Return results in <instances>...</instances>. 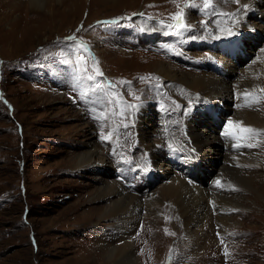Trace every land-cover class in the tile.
Here are the masks:
<instances>
[{
    "label": "rangeland",
    "instance_id": "1",
    "mask_svg": "<svg viewBox=\"0 0 264 264\" xmlns=\"http://www.w3.org/2000/svg\"><path fill=\"white\" fill-rule=\"evenodd\" d=\"M69 1L80 8L72 4V10H55L57 25L35 34L19 15L21 10L8 11L0 5V264H94L93 254L82 257L79 251L87 245L97 250L101 242L117 244L120 233L104 214L101 221L87 217L92 206L106 207L103 201L92 200L103 189L122 188L128 201L137 198L142 205L140 222L153 203L157 207L169 203L166 197L153 201L169 180L151 169L146 146L158 144L163 171L172 173L171 178L181 176L187 165L184 152L177 150L186 149L181 144L184 117L196 112L201 125L204 116L198 110L201 104L194 111L195 106L188 103L192 95L188 86L183 85L182 92L176 81L164 78L151 65L154 59L176 66V72L217 75L222 57L231 58L240 67L232 72L235 88L245 69L260 61L257 74L264 80V34L250 30L231 36L221 31L230 27L235 32L245 23L258 28V12L249 6L239 4L242 10L234 12L238 23L213 15L212 9L187 7L185 22L190 27L177 34L164 26L173 23L169 17L179 10L177 5H202L203 0ZM219 2L214 0L216 12L231 10L229 3ZM97 68L102 74L96 73ZM89 75L94 79H87ZM246 86L227 108L205 109L213 124L219 121L223 127L226 117L241 112L264 114V99L253 107H237L245 103ZM254 94L264 97V92ZM146 104L151 117L144 123L147 138H140V108ZM102 113L106 118L98 119ZM156 116L165 119L167 132L154 131L151 124ZM257 125L251 128L260 129ZM110 132L112 139L101 138ZM124 140L126 151L121 147ZM263 141L264 135L244 141L254 145L248 153L256 149L259 155L254 159L261 163H250L242 171L236 166L239 171L231 176L240 185L248 183L238 191L243 206L231 212L234 224L226 231L217 229L229 244L230 264H264ZM216 149L210 159L213 170L225 159L224 149L219 145ZM97 151L105 158L110 155L113 162L105 165L98 156L89 160ZM210 176H202L206 184ZM177 240H169L170 248H175ZM161 259L157 264H164Z\"/></svg>",
    "mask_w": 264,
    "mask_h": 264
},
{
    "label": "bare ground",
    "instance_id": "2",
    "mask_svg": "<svg viewBox=\"0 0 264 264\" xmlns=\"http://www.w3.org/2000/svg\"><path fill=\"white\" fill-rule=\"evenodd\" d=\"M101 1L107 2L108 0ZM116 1L119 0H112L111 2L116 3ZM177 2L178 1L174 4ZM228 3L231 6L228 9L231 10H227L226 13H238V10H242L241 7H239V4L241 6L247 4L250 7V10L252 9L258 12L257 16L260 18L259 22L255 24L260 25L258 28L245 23L246 25H242L236 29L234 36H241L242 33H246V31L250 30L256 34H264V0H239V3H236L235 0H228L227 4ZM72 4H74V2L69 0H0L2 8H7L8 11L13 10V12H15L16 10H21L19 15L28 26L29 32L34 34L36 31L42 32L44 28H51L50 30H52L54 26L57 25L55 10H72ZM76 4L77 3L74 5ZM79 8L77 9L79 10ZM254 16L256 15L254 14ZM67 21H69V17ZM245 21L247 20L245 19ZM10 35L11 33L9 36ZM225 37L228 36L226 35ZM226 39H229V37L225 38V40ZM98 55H100L101 59V49L100 51L98 50ZM222 58L224 59H221V63H219L221 65L219 70L221 71H219L220 73L217 75L185 70L176 72V66L169 64L168 62L165 63L162 58L153 60L151 65L162 74L164 78H169L171 82L176 81V84L181 91L184 88L183 85L188 86L192 95L188 93L189 95L187 99L188 103L190 102L193 104V107L195 106L194 111H196L199 104L202 105V107L198 109L204 116L201 125L197 124L198 115H196V112V114L191 113L189 116L184 117L183 128L185 131H183L184 137L183 139L181 138V144L186 149L177 148V150L184 152L185 156L183 154L181 155L185 158L184 160L187 161V165L184 166L185 172H183L181 176H174L171 178L172 173L169 171H163L164 166L161 161L162 156L158 150L159 145L148 142L146 152L150 156L151 169H154L156 173L161 171L163 176L169 180V183L156 193L153 201H162L164 200L163 197H166L169 203H165L161 207H157L158 205L153 203L148 210L150 212L144 215L142 217L143 220L141 219L142 221L140 222L139 211L141 210L142 205L137 198L128 201V198L126 197L127 195L125 196L124 194V190L118 187L112 188L110 186L111 188L101 190V192L94 196L92 200L95 202L99 200L103 201L106 207L92 206L88 211L87 217H90L91 220L101 221L103 214L106 215L111 221V224H113L112 226L115 227L118 233L120 232L116 238L117 244H102L101 242L97 247V250L90 249L89 245H87L79 251L80 256L86 257L88 255L92 256L93 254V256H95L94 260H96L94 264H157L158 261H160V258H162L161 261H163L164 264H169V262L170 264H230L232 255L228 249L229 244L220 237V232L217 229L221 227L222 230L226 231L234 224L235 220L233 219L231 212L236 208L243 206H241L242 196L238 194V191L239 189L241 190L240 186L247 185L248 183L247 181L246 184L242 183L240 185V182L235 180L237 178L231 176L233 171H242L245 167H248L250 163L258 165L261 162L254 159L255 157L258 158L259 155L256 149L255 151L253 150L248 153L250 150L249 147H235L236 141L225 136L223 133L228 129V122L230 120L233 122H242V126L244 127H254L259 124L260 129L258 130H264V114L261 115L257 113V110L256 113L249 112L248 109L247 112L249 113L241 112L234 118L231 116H228V118L226 117L225 125L222 127L219 121L216 122V125L212 123L209 119L210 116H207V111H205V109H208L211 105H217L218 109L221 107L227 108L234 101V97L237 96V93H239L238 90L242 92L240 88L244 85H247L246 87L249 88V90L247 89L249 93L255 91L259 93L261 92L260 89L264 88V80H262L257 74L258 68L261 66L259 63L260 61L258 60L259 62H256L251 66L247 65L249 67L247 70L245 69L246 72L243 74L244 78L240 80L238 85L239 88L238 86L235 88L231 82L234 76V73L232 72H235L236 69L240 67H236L232 63L231 58ZM109 59L110 62L113 63L111 58ZM131 65H133V63ZM111 66L112 65H110V67ZM237 72L240 73V69H238ZM105 73L106 76H109L107 71ZM177 85L173 89L174 93L175 91L178 92ZM149 111V106L147 104L140 108V130L138 131L140 132V138H147L143 129L145 126L144 123L151 117ZM158 116H156L157 119L153 120L154 122L151 126L155 127V132H167L165 119L158 118ZM125 143L126 140H124L121 145L124 151L128 149H125ZM240 143L245 144L244 140ZM216 145H219L224 149L223 155L225 156V159L219 169L213 170V166L210 164V159L212 158L213 153H217ZM100 153L98 151L92 152L88 159L93 160L98 156L102 159V162L105 165L113 162L110 155L105 158L102 157ZM245 156L249 158L246 159ZM236 166L239 170L236 169ZM207 174H212V176H210V182L206 184V178L203 179L202 176H206ZM228 176L231 177L232 180L228 178ZM216 181H220L223 187L217 186ZM126 201L127 204L125 203ZM124 203L126 206H124ZM157 210L159 213L163 214L162 217H159L160 214L157 213ZM139 222V229L134 232L137 223ZM169 233H174V235H170ZM174 237L178 238V240L173 249L169 246V240ZM181 239L182 241H180ZM178 246H180V248L177 251ZM154 251L160 254L158 258L153 254Z\"/></svg>",
    "mask_w": 264,
    "mask_h": 264
},
{
    "label": "snow or ice",
    "instance_id": "3",
    "mask_svg": "<svg viewBox=\"0 0 264 264\" xmlns=\"http://www.w3.org/2000/svg\"><path fill=\"white\" fill-rule=\"evenodd\" d=\"M174 2V0H173ZM224 2H228V0H224ZM236 3H239V0H235ZM149 7H153V5H149ZM177 7L179 8V10L172 14L169 18L173 21V23L171 24H167L164 25L163 21H160V23L162 25H164L167 28H171V29H176L177 30V34H179L180 31L182 30H187L190 26L188 24H186L185 22V8L187 7H202L204 10H208V9H212V14L213 15H220V16H224V17H230L232 18L234 23H238V17L236 15V13H226V12H216L215 8L216 5L214 4V0H203L202 5H197L195 3H186L184 8L179 7V5H177ZM243 7L246 9L248 8V5L245 4L243 5ZM140 15H143V13H141ZM113 23H115V21H113ZM222 32H226L227 35H234L235 33L232 31V29L229 28H222L221 29ZM219 38V37H217ZM96 73L97 74H102L99 72V69H96ZM87 79L92 80L94 79L93 76L89 75L87 77ZM261 92H264V88L260 89ZM244 98H245V103L243 105H237V107H251L253 104L255 103H259L261 99H264V97H259L256 96L253 93H249L247 90L244 93ZM122 115V113H121ZM98 119H105L106 116L105 114H101L100 116L97 117ZM228 129L223 133L225 136L232 138L233 140L236 141L235 147H252L254 146L253 144H241L240 142L242 140L247 141V140H251L254 139L258 136L264 135V130H257L251 127H244L242 126V122H233V121H229L228 122ZM124 127H127V125L125 124ZM113 131H118V128L113 129ZM113 133L110 132L108 133V135H101V138L104 140H110L112 139ZM217 186L223 187V185L221 184L220 181H216ZM170 235H174V233H169ZM226 254H227V250H226ZM170 264V262H169Z\"/></svg>",
    "mask_w": 264,
    "mask_h": 264
}]
</instances>
